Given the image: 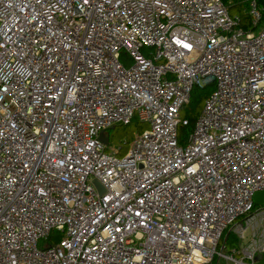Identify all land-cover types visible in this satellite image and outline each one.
Returning a JSON list of instances; mask_svg holds the SVG:
<instances>
[{"label":"built area","instance_id":"obj_1","mask_svg":"<svg viewBox=\"0 0 264 264\" xmlns=\"http://www.w3.org/2000/svg\"><path fill=\"white\" fill-rule=\"evenodd\" d=\"M245 1L0 0V264H264V17ZM135 117L119 155L107 130Z\"/></svg>","mask_w":264,"mask_h":264},{"label":"rangeland","instance_id":"obj_2","mask_svg":"<svg viewBox=\"0 0 264 264\" xmlns=\"http://www.w3.org/2000/svg\"><path fill=\"white\" fill-rule=\"evenodd\" d=\"M229 5H233V7L229 8V12L232 15H239L244 16L245 15V8H246V1L245 0H239L238 2L230 1L228 2ZM263 25V22L258 26L261 27ZM212 86L200 88V87H194L192 90L191 98L190 100H194V103L192 105H186L181 110V116L188 118H196L203 105V99L204 95L207 96L209 91L211 90ZM203 98V99H202ZM200 99V101H199ZM147 128V124L140 122L136 117L131 120L128 124H117L114 126L113 129L107 130V137H108V144L110 146L116 147L120 149L119 155H123L127 149L130 147V144L133 140V137L136 133L142 132L144 129ZM186 130V128H183ZM253 203L255 207H264V189L254 192L252 196ZM51 242H55L58 240V237H55V233L52 234ZM45 241H40V244H43ZM231 244V242H229Z\"/></svg>","mask_w":264,"mask_h":264},{"label":"trees","instance_id":"obj_3","mask_svg":"<svg viewBox=\"0 0 264 264\" xmlns=\"http://www.w3.org/2000/svg\"><path fill=\"white\" fill-rule=\"evenodd\" d=\"M222 1L225 2V3H227V2H230V1L238 2L239 0H222ZM258 3L262 7V13H263V17H264V0H258ZM230 7H233V5H231ZM203 97L205 99L206 96L204 95ZM194 101H195V99L194 100H190L189 104H187V105H192V103H194ZM199 101H200V99H199ZM195 119L196 118H190L189 119V125L187 126L186 130H184L183 128H180L179 129V133H180L181 136H183L184 134H186L191 129V127L193 126V123H194Z\"/></svg>","mask_w":264,"mask_h":264},{"label":"water","instance_id":"obj_4","mask_svg":"<svg viewBox=\"0 0 264 264\" xmlns=\"http://www.w3.org/2000/svg\"><path fill=\"white\" fill-rule=\"evenodd\" d=\"M114 126H112L110 129H113ZM99 139L102 143L106 144L107 143V137L105 136V134L103 132L100 133L99 135ZM100 189V188H99ZM101 191V189H100Z\"/></svg>","mask_w":264,"mask_h":264}]
</instances>
